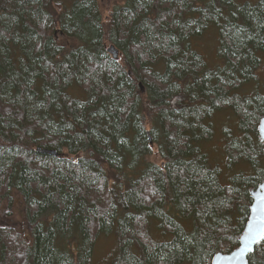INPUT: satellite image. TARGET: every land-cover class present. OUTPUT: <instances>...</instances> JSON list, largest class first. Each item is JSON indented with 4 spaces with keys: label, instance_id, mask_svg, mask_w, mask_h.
Masks as SVG:
<instances>
[{
    "label": "trees",
    "instance_id": "16d2710c",
    "mask_svg": "<svg viewBox=\"0 0 264 264\" xmlns=\"http://www.w3.org/2000/svg\"><path fill=\"white\" fill-rule=\"evenodd\" d=\"M209 23L214 67L190 45ZM260 50L264 0H0V203L21 195L30 235L0 229V264H91L109 233L111 264H211L233 251L264 181V95L238 93ZM225 108L242 132L230 161L253 173L222 185L198 145ZM248 263L264 264V241Z\"/></svg>",
    "mask_w": 264,
    "mask_h": 264
},
{
    "label": "rangeland",
    "instance_id": "374dc122",
    "mask_svg": "<svg viewBox=\"0 0 264 264\" xmlns=\"http://www.w3.org/2000/svg\"><path fill=\"white\" fill-rule=\"evenodd\" d=\"M115 1L116 0H99L103 8L107 10L113 7ZM258 1L259 0H233V2L239 6L246 3L253 5ZM190 45L191 48L203 58L208 67L223 64L217 56L219 33L213 24L209 23L200 35L193 38ZM256 57L258 59V65L255 68L256 78L241 85L238 91L240 95L249 96L253 93L264 95V50L257 51ZM68 92L70 96H75L78 99L83 97V93L77 87L73 86ZM171 104L173 108L179 109L182 100L174 96L171 100ZM231 108L221 109L212 114L208 121L211 125L212 135L208 140L202 141L198 145L201 152L207 157L208 166L217 170L218 180L222 185L230 184L231 178L238 173H253L252 166L247 162L232 163L230 161V152L228 154L226 151L227 145L233 144L236 146V141L242 136V132L238 128V120L234 116ZM152 149L153 152L149 160L158 163L156 147L154 146ZM7 163H9V161H7ZM262 164L264 166L263 155ZM3 228L12 229L24 235L28 242L30 241L23 199L16 190H12L9 196L4 198L0 203V229ZM151 235L156 240H168L171 237L169 235L160 234L156 230H153ZM115 247L116 238L113 234H101L93 246L91 264H111L112 259L116 255Z\"/></svg>",
    "mask_w": 264,
    "mask_h": 264
},
{
    "label": "water",
    "instance_id": "95a60500",
    "mask_svg": "<svg viewBox=\"0 0 264 264\" xmlns=\"http://www.w3.org/2000/svg\"><path fill=\"white\" fill-rule=\"evenodd\" d=\"M108 51H112L113 59H117V52L114 50L113 46L108 48ZM264 70V65H263ZM257 134L259 139L262 141V154L264 155V116L259 120L257 126ZM42 153H45L44 150L37 149ZM52 153V152H50ZM251 203L249 205V213L247 221L243 227V231L238 239V247L231 251L230 253H216L212 259L211 264H249L248 256L253 253L255 247L262 243L264 239L254 242L250 245L249 248H245L242 243V237L247 234V231L250 225L257 224L260 222L262 216H264V204H262L261 197H264V181L256 186L255 189L251 190L249 193Z\"/></svg>",
    "mask_w": 264,
    "mask_h": 264
},
{
    "label": "snow or ice",
    "instance_id": "6c2138e0",
    "mask_svg": "<svg viewBox=\"0 0 264 264\" xmlns=\"http://www.w3.org/2000/svg\"><path fill=\"white\" fill-rule=\"evenodd\" d=\"M262 204H264V197H261ZM264 211V209H262ZM264 239V216H262L260 222L254 225H250L247 234L242 237V243L245 248L250 249V245L254 242Z\"/></svg>",
    "mask_w": 264,
    "mask_h": 264
},
{
    "label": "bare ground",
    "instance_id": "6f19581e",
    "mask_svg": "<svg viewBox=\"0 0 264 264\" xmlns=\"http://www.w3.org/2000/svg\"><path fill=\"white\" fill-rule=\"evenodd\" d=\"M109 48V47H108ZM108 48H107V53H108V55L112 58V60H114L113 59V54H112V51H108ZM114 50H116L115 48H114ZM116 52H117V50H116ZM117 57H118V59H119V55H118V52H117ZM115 61V60H114ZM140 86V85H139Z\"/></svg>",
    "mask_w": 264,
    "mask_h": 264
}]
</instances>
